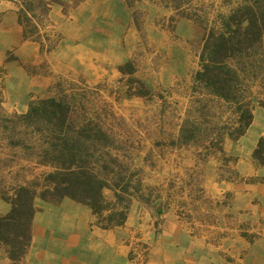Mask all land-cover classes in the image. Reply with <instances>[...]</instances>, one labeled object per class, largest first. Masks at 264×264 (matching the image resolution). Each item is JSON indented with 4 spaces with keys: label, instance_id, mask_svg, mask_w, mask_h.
<instances>
[{
    "label": "rangeland",
    "instance_id": "1",
    "mask_svg": "<svg viewBox=\"0 0 264 264\" xmlns=\"http://www.w3.org/2000/svg\"><path fill=\"white\" fill-rule=\"evenodd\" d=\"M60 1L65 7L73 2ZM222 1L194 3L208 6ZM126 2L130 7L126 5L125 12L112 8L110 18L102 19L98 25L101 28L98 34L105 40L106 53L102 55L90 56L85 61L78 54L68 53L74 45L65 42L60 24L51 16L38 13L32 26L24 23L23 27L31 37L27 40L39 42V56H24L19 44L0 54V180L3 182L0 183V201L6 203L8 209L11 205L4 197L12 195L9 188L15 183L13 177L21 167H32L28 162L35 151L29 144L34 141L30 129L7 120L19 118L28 112L31 104L60 90L86 93L99 105L108 104L114 115L127 123L125 131L134 130L141 136L156 133L163 116L170 114L172 118V109H176L173 115L178 119L166 120L168 125L164 124L163 131L169 127L177 131L173 126L180 124L188 105L184 93L198 68L204 30L191 20L178 18L173 10L164 9L162 0ZM69 12L67 8L62 9L64 15L68 16ZM91 30L90 26L89 33ZM116 34L120 40L115 45ZM125 62H131L133 76L127 74L129 69L124 70L125 74L119 71ZM17 70L32 82L23 91L22 100L11 95L17 86ZM132 79L141 81L149 94L143 98H128V88L136 87ZM156 139L143 142L145 151ZM161 155L147 160L144 165L141 160L144 154L134 160L133 168L140 170L138 178L142 179V189L130 201L122 225L101 228L91 209L79 203L78 207L87 212V233L93 242L104 246L110 237L122 264H152L155 255L159 258L156 264H189L186 257L198 264H236L245 262L254 253H261L263 225L234 214L232 194L224 192L217 184L239 181L233 159L220 153L207 155L194 146L165 149ZM42 172H50V169L34 170L35 174ZM31 179L33 177H26L27 181ZM102 195L106 202L113 201L112 190L105 189ZM40 200L34 201L37 210H40ZM207 248L212 249V259L208 257ZM176 252L180 253L178 257ZM3 257L4 250L0 249V264H7Z\"/></svg>",
    "mask_w": 264,
    "mask_h": 264
},
{
    "label": "trees",
    "instance_id": "2",
    "mask_svg": "<svg viewBox=\"0 0 264 264\" xmlns=\"http://www.w3.org/2000/svg\"><path fill=\"white\" fill-rule=\"evenodd\" d=\"M12 1L20 5L18 22L22 27L24 23L32 26L37 13L45 16L52 4L64 5L60 0ZM72 1L64 8L83 0ZM195 1L162 0L175 16L191 20L204 30L198 68L184 93L188 105L180 124L173 126L177 131L170 125L163 131L166 120L178 119L173 115L176 109H172V118L170 114L163 116L156 133L141 136L134 130L125 131L127 123L115 116L108 104L99 105L86 93L67 90L39 100L26 114L7 120L30 129L34 141L29 144L35 151L28 162L32 167H21L13 177L15 183L9 188L12 195L4 197L11 208L0 216V247L12 262H20L29 248L36 198H69L88 206L101 228L120 226L130 201L142 189L140 170L133 168L135 159L144 154V165L151 158L161 157L162 150L189 146L213 155L226 138L236 140L245 133L252 122L254 104L264 109V0H223L208 6ZM23 37L31 39L25 28ZM130 68L131 62H126L119 71L125 74L129 69L127 74L133 76L135 71ZM131 81L136 87L128 88V98L149 94L141 81ZM153 137L157 141L145 151L143 142ZM253 159L264 167V138L259 140ZM38 168L50 172L35 174ZM27 176L33 179L27 181ZM105 189L113 191L112 202L105 201Z\"/></svg>",
    "mask_w": 264,
    "mask_h": 264
},
{
    "label": "crops",
    "instance_id": "3",
    "mask_svg": "<svg viewBox=\"0 0 264 264\" xmlns=\"http://www.w3.org/2000/svg\"><path fill=\"white\" fill-rule=\"evenodd\" d=\"M159 3L162 5L161 1ZM126 5L130 7L126 0H83L67 8L70 11L67 16L62 13L64 5L52 4L45 17L51 16L58 22L64 33L65 42L74 45L68 49V53L78 54L86 61L90 56L106 53L103 46L105 40L98 34L101 32L98 25L102 19L110 18L112 8L125 12ZM19 7L20 5L12 0H0V54L19 44L24 56L30 58L39 56V42L29 41L23 37V29L18 22ZM163 8L172 10L164 5ZM90 26L93 37H90ZM108 39L109 37L106 38V42ZM119 40L120 36L116 34L115 45ZM15 73L17 86L13 88L11 95L16 100H22L23 91L31 86L32 82L20 71L17 70ZM252 115V122L245 133L236 140L226 138L221 150L216 152L234 160L233 169L239 181H221L217 184L224 192L232 194L234 214L247 216L264 227V167L256 164L253 159L259 140L264 138V109L254 104ZM78 205L79 203L69 198L50 202L40 200L38 203L40 210L36 209L30 224V245L25 256L20 262H12L7 257L5 249L0 247L4 250L3 261L7 264H122L120 257L114 252L115 245L110 237L104 246L100 242L92 241L87 233V212ZM6 206H8L6 203L0 201V216L9 212L10 208ZM245 210L249 212L246 213ZM174 228L178 229L176 226ZM260 247V254L254 253L245 262L237 261L236 264H264V245ZM207 253L212 259V249L207 248ZM178 254L180 253L176 252L175 256L178 257ZM186 258L187 263L198 264L194 263L193 258ZM158 260L155 255L152 264H156Z\"/></svg>",
    "mask_w": 264,
    "mask_h": 264
}]
</instances>
